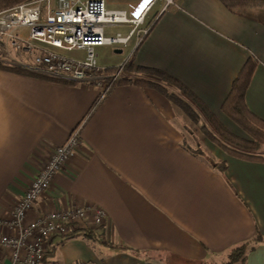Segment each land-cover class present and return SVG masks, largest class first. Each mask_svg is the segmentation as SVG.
Here are the masks:
<instances>
[{"label":"crops","instance_id":"1","mask_svg":"<svg viewBox=\"0 0 264 264\" xmlns=\"http://www.w3.org/2000/svg\"><path fill=\"white\" fill-rule=\"evenodd\" d=\"M156 1L141 0V12L130 18L148 13ZM154 13L144 37L115 47L119 58L99 65L130 61L161 70L191 90L227 130L247 138L221 105L254 56L245 103L264 120V24L220 0H173ZM60 78L0 69V219L10 217L13 201L43 160L79 124V147L26 220L87 203L106 213L103 236L73 230L56 237L44 264H219L233 246L257 235L261 240L245 262L264 264V160L225 152L153 87L117 84L100 98L96 87Z\"/></svg>","mask_w":264,"mask_h":264},{"label":"built area","instance_id":"2","mask_svg":"<svg viewBox=\"0 0 264 264\" xmlns=\"http://www.w3.org/2000/svg\"><path fill=\"white\" fill-rule=\"evenodd\" d=\"M155 1V0H153ZM165 6L173 0H163ZM106 0H28L0 10V54L5 63L96 87L100 98L120 79V69L99 65L96 48L124 47L144 14L132 19L124 9L106 7ZM130 26L127 33L106 29ZM83 51L82 57L67 52ZM81 125L52 148L23 194L12 203L11 215L0 219V264H44L51 241L73 230L103 236L105 210L94 203L67 205L26 220L28 213L63 171L80 144ZM14 233L2 232V227ZM8 253L4 255V250ZM7 255V260L5 256Z\"/></svg>","mask_w":264,"mask_h":264},{"label":"trees","instance_id":"3","mask_svg":"<svg viewBox=\"0 0 264 264\" xmlns=\"http://www.w3.org/2000/svg\"><path fill=\"white\" fill-rule=\"evenodd\" d=\"M28 0H0V10L14 6L15 4ZM223 5L231 12L247 16L264 24V0H220ZM155 21L150 23L143 37L147 34ZM257 59L250 56L242 66L238 75L234 79L231 89L224 99L221 110L246 134L247 138H242L231 133L217 119L215 114L189 90L183 83L165 72L149 67L135 66L130 61L125 62L119 67H110L109 70H124L131 75H123L116 81L117 84L134 83L141 86H150L165 95L175 105H177L189 117V119L199 124V130L206 135L212 142L218 145L225 152L250 160H264V120L251 112L245 103V90L249 79L257 65ZM0 69L28 74L35 77L49 79H64L51 76L34 70L12 66L5 63L0 54ZM110 90V89H109ZM109 91H107L108 93ZM201 154L200 150L194 151ZM211 164L223 170L225 165L212 162ZM87 230L86 234H90ZM261 240L259 235L250 240L233 246L227 253L226 258L219 264H246V253L253 247L254 243ZM203 264V263H201ZM216 264V263H214Z\"/></svg>","mask_w":264,"mask_h":264},{"label":"rangeland","instance_id":"4","mask_svg":"<svg viewBox=\"0 0 264 264\" xmlns=\"http://www.w3.org/2000/svg\"><path fill=\"white\" fill-rule=\"evenodd\" d=\"M140 1L141 0H106L105 4H106V7L109 6V7L124 8V9H126L129 17H134V16H137V13L141 12L142 5H141ZM161 3H164V1L163 0H157L155 2V4L152 6L151 10L148 13L145 12L146 14H144L142 22H140L137 26H135L133 35L131 36V38L127 44L133 43V42L139 40L144 35V33L148 29L150 23L152 22V19L154 18L155 14H156V13H154L155 8L157 7V5H160ZM130 29L131 28H128L125 26H114V27L107 28L106 32L115 33L116 31H122V33H125L126 31L128 32ZM113 47L114 46H109V45L97 47L96 48V54H97L98 61L99 62H102V61L108 62L111 59V57L119 58L120 55L113 54L114 53L113 51L115 49V47L114 48ZM125 52H126V49H124V53ZM192 129L194 131L200 132L199 124L194 123L192 126ZM192 129H190V130H192ZM193 130H192V133H193ZM263 151H264V147H263Z\"/></svg>","mask_w":264,"mask_h":264},{"label":"water","instance_id":"5","mask_svg":"<svg viewBox=\"0 0 264 264\" xmlns=\"http://www.w3.org/2000/svg\"><path fill=\"white\" fill-rule=\"evenodd\" d=\"M116 51L120 52V49H116Z\"/></svg>","mask_w":264,"mask_h":264}]
</instances>
